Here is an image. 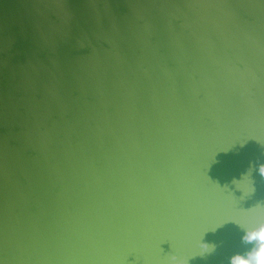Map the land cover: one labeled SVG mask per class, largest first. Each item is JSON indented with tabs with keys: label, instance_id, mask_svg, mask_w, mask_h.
I'll return each instance as SVG.
<instances>
[{
	"label": "water",
	"instance_id": "95a60500",
	"mask_svg": "<svg viewBox=\"0 0 264 264\" xmlns=\"http://www.w3.org/2000/svg\"><path fill=\"white\" fill-rule=\"evenodd\" d=\"M261 227L264 0H0V264H235Z\"/></svg>",
	"mask_w": 264,
	"mask_h": 264
},
{
	"label": "clouds",
	"instance_id": "9594fccd",
	"mask_svg": "<svg viewBox=\"0 0 264 264\" xmlns=\"http://www.w3.org/2000/svg\"><path fill=\"white\" fill-rule=\"evenodd\" d=\"M256 231L258 236L255 241L249 240V233L240 232L239 244L243 251L233 254L237 257L235 264H264V227Z\"/></svg>",
	"mask_w": 264,
	"mask_h": 264
},
{
	"label": "snow or ice",
	"instance_id": "6c2138e0",
	"mask_svg": "<svg viewBox=\"0 0 264 264\" xmlns=\"http://www.w3.org/2000/svg\"><path fill=\"white\" fill-rule=\"evenodd\" d=\"M258 233L257 231H250L249 232V240L255 241L257 239Z\"/></svg>",
	"mask_w": 264,
	"mask_h": 264
}]
</instances>
